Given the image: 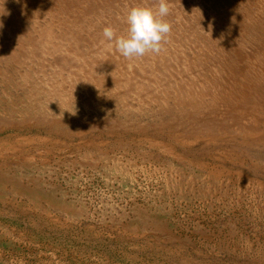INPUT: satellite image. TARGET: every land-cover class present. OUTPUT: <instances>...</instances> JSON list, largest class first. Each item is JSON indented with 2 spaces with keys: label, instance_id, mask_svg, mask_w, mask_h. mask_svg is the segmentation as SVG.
Segmentation results:
<instances>
[{
  "label": "rangeland",
  "instance_id": "374dc122",
  "mask_svg": "<svg viewBox=\"0 0 264 264\" xmlns=\"http://www.w3.org/2000/svg\"><path fill=\"white\" fill-rule=\"evenodd\" d=\"M166 2L0 0V264H264V0Z\"/></svg>",
  "mask_w": 264,
  "mask_h": 264
},
{
  "label": "clouds",
  "instance_id": "9594fccd",
  "mask_svg": "<svg viewBox=\"0 0 264 264\" xmlns=\"http://www.w3.org/2000/svg\"><path fill=\"white\" fill-rule=\"evenodd\" d=\"M168 14L166 0H159L155 10L151 6L137 4L127 12L126 35L118 36L112 27L107 26L103 30V36L109 42L114 41L117 51L127 58L158 52L161 42L171 30V25L164 19Z\"/></svg>",
  "mask_w": 264,
  "mask_h": 264
}]
</instances>
